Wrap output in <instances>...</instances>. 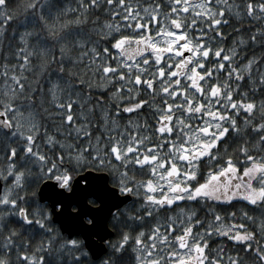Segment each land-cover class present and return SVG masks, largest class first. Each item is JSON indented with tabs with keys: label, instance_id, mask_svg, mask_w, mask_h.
Here are the masks:
<instances>
[{
	"label": "snow or ice",
	"instance_id": "6c2138e0",
	"mask_svg": "<svg viewBox=\"0 0 264 264\" xmlns=\"http://www.w3.org/2000/svg\"><path fill=\"white\" fill-rule=\"evenodd\" d=\"M0 264H264V0H0Z\"/></svg>",
	"mask_w": 264,
	"mask_h": 264
},
{
	"label": "trees",
	"instance_id": "16d2710c",
	"mask_svg": "<svg viewBox=\"0 0 264 264\" xmlns=\"http://www.w3.org/2000/svg\"><path fill=\"white\" fill-rule=\"evenodd\" d=\"M22 18H23V17L21 16V19H22ZM255 215H260V210L257 209V210L255 211Z\"/></svg>",
	"mask_w": 264,
	"mask_h": 264
}]
</instances>
